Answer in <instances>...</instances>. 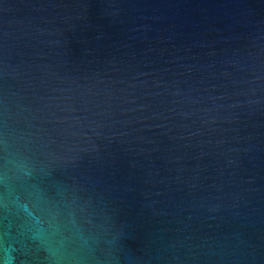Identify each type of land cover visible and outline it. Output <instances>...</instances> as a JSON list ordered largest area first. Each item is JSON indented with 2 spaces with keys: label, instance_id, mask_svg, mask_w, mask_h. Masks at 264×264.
Returning a JSON list of instances; mask_svg holds the SVG:
<instances>
[{
  "label": "water",
  "instance_id": "obj_1",
  "mask_svg": "<svg viewBox=\"0 0 264 264\" xmlns=\"http://www.w3.org/2000/svg\"><path fill=\"white\" fill-rule=\"evenodd\" d=\"M0 264H264V0H0Z\"/></svg>",
  "mask_w": 264,
  "mask_h": 264
}]
</instances>
